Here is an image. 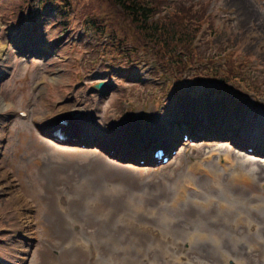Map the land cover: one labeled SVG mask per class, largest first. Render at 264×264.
<instances>
[{
    "label": "rangeland",
    "instance_id": "1",
    "mask_svg": "<svg viewBox=\"0 0 264 264\" xmlns=\"http://www.w3.org/2000/svg\"><path fill=\"white\" fill-rule=\"evenodd\" d=\"M181 2L207 5L211 29L204 28L195 45L207 54L226 47L234 59L244 57L239 71L255 95L242 84L219 89L207 81L208 72L201 73L203 84H194L188 69L186 93L177 98L164 83L171 78L164 81L153 65L112 66L96 33L105 22L119 21L108 0H70L67 26L57 9H41L37 0H0V264H264L261 215L250 217L261 223L258 236L220 222L227 262L211 245L186 244L185 234L201 220L220 217L196 205L201 194L184 201L175 187L192 162L213 156L215 163L230 149L239 162L264 167V145L242 139L245 124L264 115V0ZM100 82L106 86L97 90ZM61 109L77 125L65 143L34 123ZM182 134L191 142H182ZM172 136L168 162L155 163L150 152ZM137 142L144 155L134 150ZM69 174L71 181H64ZM108 184L117 188L105 191ZM195 184L209 187L205 176ZM95 204L101 208L93 210Z\"/></svg>",
    "mask_w": 264,
    "mask_h": 264
},
{
    "label": "trees",
    "instance_id": "2",
    "mask_svg": "<svg viewBox=\"0 0 264 264\" xmlns=\"http://www.w3.org/2000/svg\"><path fill=\"white\" fill-rule=\"evenodd\" d=\"M41 5L59 9L61 20L67 25L72 14L70 0H37ZM116 11L119 21L105 22V27L97 30L96 20L90 22L92 29L104 41L100 52L112 66L117 64L128 69L153 65L156 75L172 93L178 95L184 74L190 69L194 84H203L201 73L208 72L207 81L215 82L221 89H232L242 84L251 90L250 84L239 71L245 63L234 59V53L219 47L216 54H207L205 49L195 46V41L203 29H211L206 19L207 5L170 2L169 0H108ZM73 11V9H72ZM71 13V14H70ZM207 23H206V22ZM212 27V26H211ZM208 43V42H207ZM215 55L213 58L212 56ZM219 59L218 68L214 67ZM205 63V65H204ZM203 65V66H202ZM188 75V74H186ZM189 80L191 78H188ZM247 86V87H246ZM243 91V90H242Z\"/></svg>",
    "mask_w": 264,
    "mask_h": 264
},
{
    "label": "bare ground",
    "instance_id": "3",
    "mask_svg": "<svg viewBox=\"0 0 264 264\" xmlns=\"http://www.w3.org/2000/svg\"><path fill=\"white\" fill-rule=\"evenodd\" d=\"M66 109L70 110V107H67ZM2 110L3 107L0 105V113ZM62 110L64 109L59 110L55 115L51 112H47L41 117L35 118L34 123L38 127L44 128L45 131H51V129H54L55 126L59 127L55 130L62 129V131H64V125L59 124L58 126V123L66 117L60 114ZM80 115L81 114L76 115V117L79 119ZM209 115L212 116V112H209ZM248 116L249 112L247 111L244 113V121H242L243 123L249 119ZM262 116L263 118L261 121H257L248 125L245 124L247 133L246 136H242V139L245 144L251 147L264 145V137L262 136L264 133V115ZM27 118L28 115L26 116V119ZM70 122V128L74 129L76 132L75 126L77 125L73 123L76 122V119L71 120ZM88 122L89 121H87V124ZM73 124L75 125L74 128ZM130 128V125H127L126 127H116L111 132V136L113 137L114 135H118V131H127ZM123 139H126L125 134L123 135ZM173 140L174 137L172 136L170 141L157 146L159 148H167L173 142ZM106 143L109 144L107 141ZM43 146L40 147L44 148L45 146ZM140 146L141 143L137 142L138 149L134 150L141 152V154L144 155L140 150ZM109 147L110 149L114 148L113 146ZM210 147H213V145L206 146V148ZM39 150L42 151L41 148ZM257 153L260 156L261 153ZM234 154L235 152L230 149L222 156L216 155L215 157L217 158V161L215 163L213 161V156H208L202 160H195V162H192L191 166L187 167L186 172L180 176V180H178V183L175 186H180V189H182L181 194L184 201L190 200V198L197 193L201 194V197H199L196 201V205L202 210H207V212L210 213L215 211L217 212L218 217H220L219 219L216 217L214 220H201L198 226L194 227V229L185 234L184 242L189 246L195 245L196 242H200L202 247L211 245L220 251L224 262H227L229 254L222 251L220 248L221 238L225 235V233L220 229V222L225 221L229 225L231 222L236 225H241L247 229V235L258 236L260 235L259 225L261 223L255 222L250 217L261 215L264 219V189L258 192V188L260 186L262 188L264 187V167L260 166V164H257L253 160H244L239 162L234 158ZM196 159H199V156ZM71 175L72 174L63 176V180L70 182L71 179L69 176ZM224 175H228L226 182L223 179ZM201 176H205L207 178L209 185V187L203 191V188L200 187V189L195 184V181ZM66 187H68V184H66ZM109 188L116 189L117 187L114 184H108V188H105V191H107ZM61 189L62 188L59 190ZM72 190H74V187H72ZM20 198L23 197L20 195ZM58 201H61V197ZM60 205L59 210L62 211V204ZM100 208L101 205L97 206V204H95L93 210H98ZM228 237L233 240L236 245L238 244L239 241L233 235L229 234ZM73 241L80 247H87L85 244L77 243L75 239ZM251 246L256 247L250 244L249 248H251Z\"/></svg>",
    "mask_w": 264,
    "mask_h": 264
},
{
    "label": "water",
    "instance_id": "4",
    "mask_svg": "<svg viewBox=\"0 0 264 264\" xmlns=\"http://www.w3.org/2000/svg\"><path fill=\"white\" fill-rule=\"evenodd\" d=\"M104 85H105L104 83H99V84L96 86V88H98V89H99V88H102V87H104Z\"/></svg>",
    "mask_w": 264,
    "mask_h": 264
}]
</instances>
